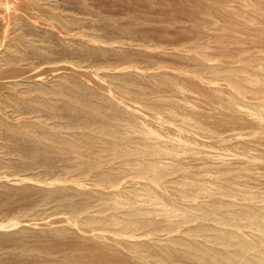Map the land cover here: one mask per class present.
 <instances>
[{
  "label": "rangeland",
  "instance_id": "374dc122",
  "mask_svg": "<svg viewBox=\"0 0 264 264\" xmlns=\"http://www.w3.org/2000/svg\"><path fill=\"white\" fill-rule=\"evenodd\" d=\"M0 264H264V0H0Z\"/></svg>",
  "mask_w": 264,
  "mask_h": 264
}]
</instances>
